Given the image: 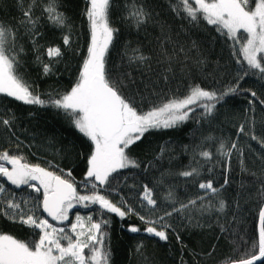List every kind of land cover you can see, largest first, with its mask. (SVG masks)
Segmentation results:
<instances>
[{"label":"snow or ice","instance_id":"1","mask_svg":"<svg viewBox=\"0 0 264 264\" xmlns=\"http://www.w3.org/2000/svg\"><path fill=\"white\" fill-rule=\"evenodd\" d=\"M16 2L21 13L16 23L0 19V94L24 105L51 107L64 113L90 142V150L84 178L77 182L70 169H62L51 160L42 166L30 162L22 152L0 149V216L33 230L31 239L0 232V264H111L109 214L121 220L136 216L144 227L129 225L127 230L160 241H168L170 231L180 241L173 217L187 221L190 226L203 227L200 218L208 216L222 234L231 236L235 232L232 222L240 217L241 203L237 197L241 193L257 202L254 235L251 241L240 235L239 240L246 247L241 251L237 243L223 264H264V127L257 134L256 121L249 116L255 112L257 102L264 107V99L252 88H241V81L249 76L264 81V0H170L175 16L193 27L202 23L212 26L229 42L239 68L234 82L222 88L189 83L190 73L202 69L204 60L193 53L195 41L186 48L169 33L166 24H160L157 47L152 54L129 43L120 54L122 66L115 62L110 65L109 52L115 48L114 41L120 32L112 20L115 0H85L83 16L88 40L78 75L68 90L47 92L44 98L18 72L25 53L20 41L27 36L36 62L41 65L43 75L48 76L54 74V64L65 53L60 45L44 46L43 56L48 61L43 60L42 46L37 43L42 35L40 27L46 23L60 31L64 49H70L75 25L63 10L62 0ZM154 19L153 10L144 0H126L123 4L121 21L136 32L146 29ZM154 65L157 71H153ZM178 75L184 80L185 94L166 96L163 102L155 103L160 85H168ZM244 93L248 96V107L234 138L204 135L201 126L219 119L227 98ZM150 99L153 103L149 107L146 101ZM16 119L14 113L0 115V136L7 135L8 142L15 137V146L19 148L22 141L13 130ZM190 120L197 128L191 142L181 146L182 154L191 157L189 165L175 172H162L154 186L138 184L135 179L129 183L136 171L122 170L148 172L166 156L169 160L173 158L168 155L172 151L170 144L160 146L154 161L147 163L132 156L131 146L146 133L175 129ZM242 135L245 142L255 141L261 151L252 148L251 143H242ZM246 152L255 157L253 165L259 161V167H248ZM233 159L241 179L234 182L238 186L235 195L229 198L225 193ZM217 168L224 174L218 185L214 183ZM205 173L207 177L201 179ZM166 175L183 178L186 185L197 189L195 195L186 194L181 199L175 186L165 185ZM161 187L164 191H160ZM124 188L129 190L127 195L122 191ZM78 207L92 211L87 215L73 213ZM70 213L74 222L69 224ZM134 251L141 264H149L142 241Z\"/></svg>","mask_w":264,"mask_h":264},{"label":"trees","instance_id":"2","mask_svg":"<svg viewBox=\"0 0 264 264\" xmlns=\"http://www.w3.org/2000/svg\"><path fill=\"white\" fill-rule=\"evenodd\" d=\"M144 2L153 10L155 19L146 29L136 32L121 21L123 4L126 3V0H115L112 20L114 26L120 28V32L114 41L115 48L110 49L109 52L110 65L115 62L118 67L122 66L120 54L123 53L129 43L133 46H139L146 54H152L157 47L160 24H166L169 33L182 42L186 48L191 47L192 42L195 41L196 48L193 49V53L204 60L202 69H194L190 73L189 83L202 82V86L205 87L222 88L234 82L239 65L235 63V58L231 55L229 42H226L223 37L215 32L212 26L202 23L193 27L187 21L181 20L171 11L170 0H144ZM62 6L75 25L72 48L64 49L61 32L46 23L40 27L39 30L42 35L37 40V43L42 46L41 54L45 62L48 61V58L43 56L44 46L60 45L64 50L63 59L54 64V74L43 75L42 67L36 62L35 52L27 36H24L20 41V44L25 48V53L21 56L22 63L18 67V72L36 91L42 94V98H44V93L64 92L71 87L78 75L81 58L86 51L88 29L83 16L85 0H62ZM20 15L16 0H0V19L15 24ZM157 70V66L154 65L153 71ZM145 75H150V73ZM137 78L143 79L139 76ZM241 88H252L257 91L261 99H264V81L249 76L241 81ZM185 92L184 80L178 75L168 85H160V94L155 103L163 102L166 96L183 95ZM146 103L150 107L153 101L150 99ZM247 107V93L227 98L225 106L220 109L219 119L211 125H202V133L234 138L238 124L244 122V113ZM6 113L15 114L17 119L13 130L22 143L17 148L14 142L15 137L12 138V142H8L7 135L0 136V149L8 148L14 153L22 152L30 162L40 163L42 166H47V161L51 160L62 169H70L77 182L83 180L90 142L70 124L64 113L51 107L41 108L35 105H24L20 101L0 94V115ZM249 116L255 119V131L260 134L262 127H264V123H262L264 122V107L257 102L255 112L249 113ZM196 128V123L190 120L175 129L146 133L142 140L129 149L133 157L145 163L154 161L160 146L170 144L172 151L168 155L173 158L169 160L166 156L155 168H149L148 172L122 170L123 173L136 171L135 177L130 176L128 182L131 183L135 179L138 184L149 183L150 186H154L160 179L162 172H175L179 168L189 165L191 157L188 154H182L181 146L191 142L192 133ZM241 142L251 143L252 148L261 151L255 141L245 142L243 135ZM253 159L255 157L252 153L246 152V164L249 168L255 169L259 167V161L257 160L256 164L253 165L251 163ZM214 175L215 184L218 185L223 182L224 174L220 168L215 170ZM206 177L207 173L201 179ZM240 179L239 167L236 160L233 159L232 171L229 173L230 184L225 193L227 197L231 198L235 195L238 185L234 182H238ZM245 179L249 178L245 177ZM164 182L165 185L175 186L176 193L181 199L185 198L186 194L195 195L197 191L194 186L186 185L183 178L175 175H166ZM6 187L11 188L12 186L6 185ZM13 190L18 193L23 192V189L16 190L13 188ZM122 191L127 195L129 190L124 188ZM160 191H164V188L161 187ZM237 199L241 203L240 217L232 222L235 232L231 236L222 234L216 222L208 216L200 218L203 227H193L188 225L187 221L173 217L172 222L175 232L180 236V241H177L176 235L171 231L168 241H160L159 238L149 237L142 233L133 234L127 230L129 225L144 227L136 216H129L121 220L115 214H109L111 216L108 229L112 250L111 264H141L140 257L134 251L136 245L141 241L145 246L149 264H223L225 258L233 254L237 243L241 245V251L246 247L243 241L239 240L240 235H244L249 241L254 235V215L257 211V202L255 199L246 198L243 193ZM77 211L81 215H87L92 209L80 207L73 209V213ZM229 220H231V216H229ZM72 222H74V216L70 213L68 223ZM32 231L26 226L15 224L4 216H0V232L13 234L20 239H31Z\"/></svg>","mask_w":264,"mask_h":264},{"label":"water","instance_id":"3","mask_svg":"<svg viewBox=\"0 0 264 264\" xmlns=\"http://www.w3.org/2000/svg\"><path fill=\"white\" fill-rule=\"evenodd\" d=\"M43 215H45L46 216V214H43ZM50 219V218H49ZM51 222V221H50ZM52 223H55V222H52ZM258 264H259V262H258Z\"/></svg>","mask_w":264,"mask_h":264}]
</instances>
